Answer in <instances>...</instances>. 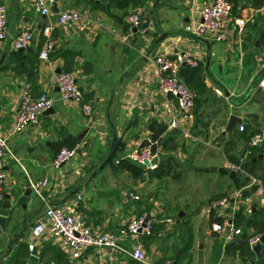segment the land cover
<instances>
[{"label":"crops","instance_id":"obj_1","mask_svg":"<svg viewBox=\"0 0 264 264\" xmlns=\"http://www.w3.org/2000/svg\"><path fill=\"white\" fill-rule=\"evenodd\" d=\"M207 1L55 0L48 13L40 14L28 0H0L8 22L7 35L0 39V132L12 151L5 157L4 194L9 197L0 202V208L7 201L10 209L6 229L0 230V264H142L105 247L91 246L73 257L48 234L30 251V227L48 204H76L94 228L102 229H113L147 210L155 231L139 239L149 264L166 260L170 264H253V256L244 260L237 252L226 254L228 240L213 230L212 223L227 216L235 221L236 211H241L245 219L238 227L253 233L246 221L264 205V148L259 152L262 157L253 159L259 153H248L245 138L256 128L261 131L250 139L260 135L261 145L264 138V0H230L232 16L248 20L241 32L231 24L224 40L215 39L211 32L197 36L185 29L199 19L198 9ZM63 8L79 9L83 18L58 24ZM137 8L153 20L144 30L130 28L126 20ZM26 24L33 27V40L21 50L14 49L13 38ZM45 26L55 40L48 59L39 57ZM179 50H191L197 58L206 90L195 96L192 120L168 128L153 58ZM66 54L71 61L67 68ZM189 68L183 67L187 76ZM59 69L74 73L84 98L92 102V115L84 114L80 104L61 98L55 81ZM255 77L256 85L244 98ZM26 88L33 96L48 92L54 110L44 113L41 123L11 132L18 99ZM165 97L177 106L175 97ZM232 113L241 121L227 130ZM109 117L116 130L115 148L111 160L94 173L112 140ZM149 139L158 143V165L172 157L170 173L164 171L165 162L146 170L125 157L133 145ZM75 144L79 149L74 156L59 166L52 164L62 146ZM240 162L249 163L243 176L238 175L236 187L228 170ZM210 165L227 172L204 169ZM77 168L79 174L74 172ZM44 177L47 182L36 190L33 185ZM27 190L26 199L19 201ZM224 197L227 207L210 206L212 200ZM30 216L23 228V220ZM190 237L187 254L182 248Z\"/></svg>","mask_w":264,"mask_h":264},{"label":"built area","instance_id":"obj_2","mask_svg":"<svg viewBox=\"0 0 264 264\" xmlns=\"http://www.w3.org/2000/svg\"><path fill=\"white\" fill-rule=\"evenodd\" d=\"M30 6L40 14H46L51 10L55 0H28ZM232 3L230 0H210L204 2L198 9L199 19L195 22L185 25L186 31L194 35L202 36L211 32L215 39L224 40L228 37V28L231 24L241 32L244 28L247 18L243 16H232ZM83 18L79 9L63 8L59 10L58 24H72ZM129 27H139L141 30L148 28L153 20L148 17L143 8H137L134 12L126 15ZM8 32V22L6 7L0 3V39L5 38ZM42 33L46 36L39 50V57L48 59L49 53L54 49L55 40L50 37L49 27L45 26ZM33 40V27L26 24L21 28L13 38L12 46L14 49L25 48ZM155 74L157 87L164 96V109L168 114L167 127H182L183 123L193 118V105L196 92L192 90L185 81L179 76V70L182 65H197V58L191 50H179L170 54H158L154 56ZM55 81L58 86L61 98L74 101L80 104L82 111L87 116L92 115L93 105L90 99L84 98V93L76 81L73 72L69 70H60L55 73ZM167 92H171L177 100V106L170 105V101L165 97ZM54 102L53 96L48 92L42 91L37 96H33L28 89H23L18 99L16 114L12 125L11 132L22 130L27 125L39 124L43 119L45 110L52 107ZM243 129V125H239ZM102 133V131H100ZM261 136L255 135L250 139L251 144H258ZM79 149V144L74 146H62L54 155L52 164L59 166L63 162L74 156ZM12 154L8 144L7 136L0 132V202L4 198V186L7 183V170L5 168V157ZM125 157L144 169H154L158 166L159 152L156 140L149 139L145 143L133 145L126 153ZM235 171L240 170L242 174L244 169L239 165L232 167ZM76 174L80 169L74 170ZM47 178L33 185L36 190L40 185H44ZM131 197H136L133 192ZM79 197V195H78ZM228 198H219L211 201V207H227ZM75 205H53L48 204L41 215L30 227V239L27 241V247L30 251L35 248L37 241L48 234L55 236L60 245L65 248L73 257L91 247H105L122 251L132 259L142 263L149 264L144 244L139 239L140 235L148 236L153 233L154 220L147 210H141L130 216L125 222L113 229L94 228L89 222L87 215L77 209ZM215 231L222 232L226 240H233L236 235L242 233V230L235 225L232 216L225 217L221 222L212 223ZM259 234L248 239L252 247L257 242ZM136 239L133 244L130 242ZM131 244V245H130ZM164 264H170L166 260Z\"/></svg>","mask_w":264,"mask_h":264},{"label":"trees","instance_id":"obj_3","mask_svg":"<svg viewBox=\"0 0 264 264\" xmlns=\"http://www.w3.org/2000/svg\"><path fill=\"white\" fill-rule=\"evenodd\" d=\"M52 53H53V51L51 52V54ZM64 62H65L66 68L71 63V61L67 60V54H66V56H64ZM185 66H191V68H189V70H188L190 72V76H187L185 74V70H184L185 68L183 69V67H185ZM179 76L185 81V83L192 90H194L196 92V95H197V93L202 94L205 92V90H206L205 84H204L203 80L201 79V76L199 75V64H197L195 66L188 65V64L182 65L180 67V70H179ZM163 129H164V127H160L161 131ZM260 131H261V129L256 128L254 133L260 132ZM254 133L248 134L245 136V138H246V149L248 150V153H250V154H257L263 150L261 145L251 144L249 142L251 135H253ZM114 148H115V143H114ZM171 158L172 157H168L166 159H163L159 164V165H161L162 163L165 162L166 170H164V171L166 173H170V171H171L170 167H169V161ZM110 160L111 159H109L108 161H110ZM255 162H256V160L252 161L250 163L253 164ZM248 163L240 162L239 166L243 169H247ZM139 171H140V168H139ZM236 172L239 176L242 175L240 170L236 169ZM263 176H264V174H263ZM263 176H262V182L264 183V177ZM247 178H248V176H244L245 181L247 180ZM252 189H254V188L252 187ZM246 193L247 192L244 191L243 195H245ZM244 219H245V214H243L241 211H236V216H235V221H234L235 225L236 226L240 225L244 221ZM246 225L253 229V233H248V232L244 231L241 234H239V236L236 239L229 240L226 244L225 252H226V254H234L237 252L240 255H242V258L244 260H247L248 257L253 256V264H264V244H262V246L259 248V250L257 252H254L253 249L251 248L249 242H248V239L250 237H252L256 234H260L264 231V205H261L256 211L253 212L252 217L246 221ZM154 231L155 230H153V233L151 235H148V237L153 236ZM190 246H191V237H190L189 241L184 245L182 250L186 251V253L188 254V249L190 248ZM132 260H134V259H132ZM134 261H136V260H134ZM136 262H138V261H136Z\"/></svg>","mask_w":264,"mask_h":264},{"label":"water","instance_id":"obj_4","mask_svg":"<svg viewBox=\"0 0 264 264\" xmlns=\"http://www.w3.org/2000/svg\"><path fill=\"white\" fill-rule=\"evenodd\" d=\"M161 38H162V36L158 37L155 40L152 48H154L156 46L157 42ZM21 49L22 48H19V50H21ZM59 71H60V69L57 70V72H59ZM257 81H258V77H255L252 80V82L250 84V87H249V90L244 95V98L248 97V95L252 91L253 87L256 85ZM166 96L168 98H173L174 97L171 92H167ZM241 100H243V99H240V101ZM262 107L264 108V100L262 102ZM53 110H54L53 107H50V108L45 110V113L53 112ZM108 121H109V123L111 125L110 132L112 134V140H111V143L109 145V149H108V152H107L106 156L96 166L94 173L96 171L100 170L107 163V161L111 158V156L113 154L114 143H115V138H116V130H115L114 122H113L112 118L109 117ZM235 121L240 122L241 119L238 116H236L235 114H233V113L230 114L229 120H228V124H227V130H231L232 129V125L234 124ZM261 146L264 148V138H263V140L261 142ZM258 157H262V153L257 154L256 156L253 157V159H256ZM204 169L205 170H211V171L218 170L221 173H226L227 172V170L224 167H217L215 165H210V166L204 167ZM228 176L232 180V182L235 184V186L238 187L239 186V176H238L237 172L234 169H230V170H228ZM28 193L29 192L27 190L26 193H24V195L21 196L22 198H19V201H21V200L24 201L26 199V196H27ZM4 196L7 198V197H9V194H4ZM1 206L2 207L0 208V230L4 231L6 229V221H7V217L10 214V209H9V203L7 201L2 202ZM30 219H32V216H30L29 218H26L25 220H23V224H22L23 228L26 227L27 222ZM18 230H22V228H20ZM1 233L2 232H0V234ZM261 244H264V231L261 234H259V238H258L257 242H255V244L252 246L253 251L257 252L259 250Z\"/></svg>","mask_w":264,"mask_h":264},{"label":"rangeland","instance_id":"obj_5","mask_svg":"<svg viewBox=\"0 0 264 264\" xmlns=\"http://www.w3.org/2000/svg\"><path fill=\"white\" fill-rule=\"evenodd\" d=\"M7 179H8V176H7ZM6 184H7V183H6ZM6 187H7V185L4 186V191L6 190ZM202 189H203L204 191L206 190L205 188H202ZM203 190L201 191L202 193H203ZM206 191H207V190H206ZM206 191H205V192H206ZM201 192H200V193H201ZM205 192H204L203 194H205Z\"/></svg>","mask_w":264,"mask_h":264}]
</instances>
